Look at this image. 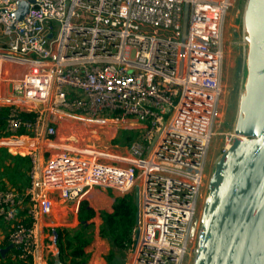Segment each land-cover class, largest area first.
Masks as SVG:
<instances>
[{
    "label": "built area",
    "instance_id": "1",
    "mask_svg": "<svg viewBox=\"0 0 264 264\" xmlns=\"http://www.w3.org/2000/svg\"><path fill=\"white\" fill-rule=\"evenodd\" d=\"M19 1L26 0H0V110L7 108L0 148L35 144L25 150L24 192L0 189L9 243L31 264H49L37 230L54 197L79 204L93 188L124 197L137 187L125 264H183L213 135L230 0H33L17 21ZM67 120L136 137L122 155L69 138L61 146L57 128ZM40 148L57 152L45 159Z\"/></svg>",
    "mask_w": 264,
    "mask_h": 264
},
{
    "label": "water",
    "instance_id": "2",
    "mask_svg": "<svg viewBox=\"0 0 264 264\" xmlns=\"http://www.w3.org/2000/svg\"><path fill=\"white\" fill-rule=\"evenodd\" d=\"M32 1L17 2L13 18L22 20ZM188 9L186 3L183 39ZM243 22L246 74L234 137L215 162L201 217L190 227L189 244L196 240L192 264H264V0H247ZM138 201L135 187L136 209ZM137 220L135 212V225ZM53 264H65L59 253Z\"/></svg>",
    "mask_w": 264,
    "mask_h": 264
},
{
    "label": "rangeland",
    "instance_id": "3",
    "mask_svg": "<svg viewBox=\"0 0 264 264\" xmlns=\"http://www.w3.org/2000/svg\"><path fill=\"white\" fill-rule=\"evenodd\" d=\"M247 0H230L229 8L226 12L223 32H222V44H223V60L221 64L220 71V95L216 105L214 124L212 126V137L210 141L209 150L207 152L206 163L203 172V181L199 193L197 209L195 219H200L204 200L208 193V183L212 172L214 170V165L217 159L222 155L223 151L229 147L233 137H234V126L238 113L239 98L243 89V84L245 80V55H246V46L244 44V22L243 15L246 6ZM121 130L119 128H114L112 126H102V127H93V126H84L74 120L62 121L59 123L58 127V136L56 143L61 146H67L69 143L66 140L70 139V145L77 147H89L95 151L103 152L108 156H113L119 154H125L128 151L129 146H122L121 144L115 145L113 141L120 138ZM8 154L15 156L20 155L22 157H27L25 152H18L12 148L2 147ZM39 151L43 153L44 158L46 159L50 154H55L56 150H50V153H47V149L40 148ZM98 189V188H94ZM116 194V193H115ZM117 195V194H116ZM134 196V191L131 193ZM87 196L83 197L81 201L85 200ZM58 203L53 201V213H56L57 210H61L57 207ZM80 205V203H79ZM78 205V206H79ZM77 206H75L76 208ZM79 209V207L77 208ZM49 217V216H48ZM54 216L53 218H57ZM60 219V218H59ZM62 219V218H61ZM58 219L49 220L46 217L39 220L38 224L41 226L37 230L38 235V244L39 252L44 258L49 260L50 256L59 253L60 250L65 247L64 241L62 238L59 239V234L63 230L72 231L75 230L73 227H61L60 221ZM102 221V220H101ZM50 223V226H47V223ZM57 222V223H56ZM194 222V221H193ZM44 224H46L44 226ZM39 226V225H38ZM101 227V226H100ZM100 227H99V238L103 241L104 246L106 247L105 251V261L106 257L110 255L112 247L109 242L103 240L100 237ZM55 232L56 243L58 245H52V236L51 230ZM77 229V228H76ZM133 226L130 230V233L127 237L125 245L129 242ZM92 233V232H91ZM9 232L5 224L0 221V241L8 235ZM93 234V233H92ZM93 238V236H92ZM93 239H91L92 241ZM47 241H51L46 243ZM54 242V241H53ZM55 243V242H54ZM91 243V242H90ZM101 245V244H100ZM196 249V240L193 241L188 247L187 257L184 260L183 264H192L194 260V252ZM115 259L117 260L116 264H125L126 261V248L123 251L114 252ZM64 260L68 261L67 256L64 254ZM54 261V259H53ZM49 262V261H48ZM51 263V262H50ZM70 264L69 262H67Z\"/></svg>",
    "mask_w": 264,
    "mask_h": 264
},
{
    "label": "trees",
    "instance_id": "4",
    "mask_svg": "<svg viewBox=\"0 0 264 264\" xmlns=\"http://www.w3.org/2000/svg\"><path fill=\"white\" fill-rule=\"evenodd\" d=\"M7 108L0 110V126L2 127L5 120ZM22 117L28 120L33 118V115L22 114ZM120 138L115 139V145L129 146L135 139L136 133L122 131ZM29 165L28 157L20 155L12 156L4 149L0 148V189L7 188V182L10 188H14L17 192L23 193L29 184ZM136 208L134 205V197L131 194L124 197L116 198L111 213H100L102 220L100 227V237L110 243L112 251L106 257L108 264H116L114 252H120L125 249V242L134 225V215ZM95 216V212L88 207L86 201H81L78 209L79 225L77 229L68 231L63 230L61 233L65 247L60 250L61 259H64V254L72 263L81 264L85 261V248L90 244L92 233L84 222H88ZM4 223V222H3ZM27 223V222H26ZM8 232L9 225L4 223ZM29 225V224H27ZM8 236V235H7ZM10 245L9 240L5 239L1 244V248H6ZM20 251L12 248L8 255L2 257L0 255V264H31L30 258H20Z\"/></svg>",
    "mask_w": 264,
    "mask_h": 264
},
{
    "label": "crops",
    "instance_id": "5",
    "mask_svg": "<svg viewBox=\"0 0 264 264\" xmlns=\"http://www.w3.org/2000/svg\"><path fill=\"white\" fill-rule=\"evenodd\" d=\"M59 127V125H58ZM58 131V128H57ZM26 144V143H25ZM32 143H28L26 146H30L31 147ZM27 147L23 146L21 147L22 150H20V152H25V150L27 149ZM7 188H10L9 184L6 182L5 183ZM14 189V188H11ZM115 191L112 190H103V189H90L87 193V197L85 200L88 203V207L91 208L94 212H95V216L89 220L88 222H85V225L89 227L90 232H92V236H93V240L91 241V243L85 248V261L81 264H107L105 259H104V253L106 251V247L103 244V241H101V239L99 238V227L101 226V218H100V213L101 212H105V213H111L112 212V206L113 203L115 201L116 198L118 197V194H115ZM54 203L57 202L58 205L57 207L61 210H57L56 213H51V215L49 217H46L49 220H55L58 219L60 221V226L66 228L67 226L69 227H73L74 229H76L79 225V221H78V205L79 204H67L61 200H59L57 197L53 198ZM75 206H77L75 208ZM54 216H58L57 218H53ZM60 218V219H59ZM62 218V219H61ZM57 220V221H58ZM57 223V222H56ZM46 224H44L45 226ZM41 226V224H39L38 228ZM47 226H50V223H47ZM51 231V236L52 238V242L51 241H47L46 243L51 242V244L53 245H58V242L56 243V237H55V232L53 229H50ZM62 236H60L59 234V239L58 241H62L60 240ZM5 239H8V236L6 235L5 237H3V239L0 241V246L3 243V241ZM55 243H54V242ZM101 244V245H100ZM0 249H3L0 247ZM11 249L5 254L8 255L10 253ZM51 258H48L49 260V264H53V255L50 256ZM61 257V256H60ZM63 263L68 264L67 262H69L70 264H76V263H72L71 259H68V261H65L64 259H61ZM126 261H127V255H126ZM125 261V263H126ZM51 262V263H50Z\"/></svg>",
    "mask_w": 264,
    "mask_h": 264
},
{
    "label": "bare ground",
    "instance_id": "6",
    "mask_svg": "<svg viewBox=\"0 0 264 264\" xmlns=\"http://www.w3.org/2000/svg\"><path fill=\"white\" fill-rule=\"evenodd\" d=\"M34 144H35V143H32L33 146H34ZM32 145H31V146H32Z\"/></svg>",
    "mask_w": 264,
    "mask_h": 264
}]
</instances>
